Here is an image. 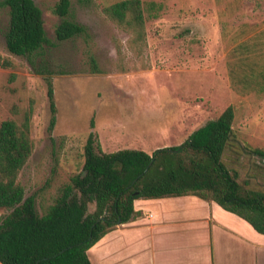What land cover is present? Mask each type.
Instances as JSON below:
<instances>
[{"label":"rangeland","instance_id":"obj_1","mask_svg":"<svg viewBox=\"0 0 264 264\" xmlns=\"http://www.w3.org/2000/svg\"><path fill=\"white\" fill-rule=\"evenodd\" d=\"M34 1L43 11L49 44L30 60L8 51L9 9H0V57L12 64L0 68V124L21 123L30 107L33 111L34 151L19 176L27 196L55 197L81 170L92 131L106 153L128 146L153 154L181 145L233 105L237 146L264 151V95L232 89L230 47L222 37L223 21L235 28L263 25L264 0L260 9L245 0L224 17L225 6L216 0H144L164 8L148 21L142 49L103 13L120 0H73L70 19L86 26L88 36L67 41L55 35L61 18L52 10L59 0ZM238 147V154H227L231 165L242 181L250 179L251 187L264 190V158Z\"/></svg>","mask_w":264,"mask_h":264},{"label":"trees","instance_id":"obj_2","mask_svg":"<svg viewBox=\"0 0 264 264\" xmlns=\"http://www.w3.org/2000/svg\"><path fill=\"white\" fill-rule=\"evenodd\" d=\"M248 1L262 8L263 0ZM72 2L59 0L52 10L61 18L55 28L58 41L88 36L86 26L70 19ZM216 2L225 6L224 17L239 10L245 0ZM1 8L9 9L4 36L11 54L30 60L49 44L43 11L34 0H1ZM163 8L154 1L120 0L105 6L103 13L130 35L131 45L142 49L148 21L158 18ZM222 37L230 47L227 68L232 89L241 95H264V24L235 28L223 21ZM91 64L94 72H100L94 57ZM11 67L0 57V68ZM49 97L52 101V90ZM51 107L54 111L53 101ZM32 116L30 107L21 123L7 119L0 124V210L8 212L0 218L1 264H91L88 251L139 216L134 207L139 199L196 196L218 204L264 235V190L251 187L250 179L242 181L240 171L231 165L234 160L227 156L238 154L233 105L181 145L153 154L130 149L106 153L92 131L81 170L46 200L27 196L19 180L34 151ZM238 148L264 158L262 149Z\"/></svg>","mask_w":264,"mask_h":264},{"label":"crops","instance_id":"obj_3","mask_svg":"<svg viewBox=\"0 0 264 264\" xmlns=\"http://www.w3.org/2000/svg\"><path fill=\"white\" fill-rule=\"evenodd\" d=\"M125 149L136 150L114 152ZM134 207L138 217L88 251L91 264H264V235L214 202L183 196Z\"/></svg>","mask_w":264,"mask_h":264}]
</instances>
